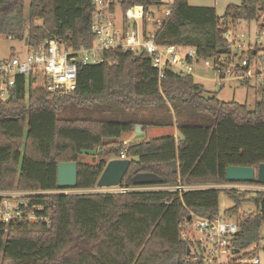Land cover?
<instances>
[{
	"label": "trees",
	"instance_id": "16d2710c",
	"mask_svg": "<svg viewBox=\"0 0 264 264\" xmlns=\"http://www.w3.org/2000/svg\"><path fill=\"white\" fill-rule=\"evenodd\" d=\"M119 1L123 9L169 5ZM170 6L156 43L192 47L207 58L228 50L221 17L258 20L264 0L228 4L220 17L214 7L191 6L187 0ZM90 16L91 0H0V35L24 39L29 47L54 38L66 50L77 49L91 44ZM142 23L145 28L146 20ZM103 57L98 64L78 66L77 87L68 94L47 91L34 76H19L9 98H0V190H57V166L71 161L77 162L76 190H91L107 161L121 153L130 161L124 186L133 185L132 177L141 172L161 177L157 185L227 184V166L264 162L263 91L249 108L207 94L189 74L166 69L159 80L145 53L109 50ZM135 125L175 127L177 136L124 143L123 135ZM87 153L93 154L91 162L81 161ZM220 191L36 195L32 202L42 206L38 214L48 222L11 223L0 237V264H182L187 243L179 234L189 211L216 215ZM223 191L235 201L226 212L239 221L236 246L260 241L264 190ZM244 201L254 209L242 211Z\"/></svg>",
	"mask_w": 264,
	"mask_h": 264
},
{
	"label": "built area",
	"instance_id": "2783aa9c",
	"mask_svg": "<svg viewBox=\"0 0 264 264\" xmlns=\"http://www.w3.org/2000/svg\"><path fill=\"white\" fill-rule=\"evenodd\" d=\"M160 1L169 5L152 6L145 10L143 5L138 4L123 9L119 0H91V44L66 50L56 39L51 38L38 46H27L22 57L13 55L0 60V98H9L19 76H34L47 91L68 94L77 87L78 66L100 63L104 59L103 53L109 50L145 53L157 70L159 80L166 69L192 75L197 63L213 70L215 78L212 81L218 87H223L228 81H237L242 85L253 82L264 92V16L254 20L258 21L254 40L245 47L241 42L244 34L239 30L244 20L229 21L221 17L228 50L224 54L204 58L192 47L174 44L162 46L156 43V32L170 14V3L173 0ZM144 19L147 22L145 28L142 23ZM120 158H125L124 153H121ZM114 187L117 193L158 189L181 193L197 188L195 185L181 183L167 188L157 184ZM72 190H0V237L6 234L8 226L14 222H48L47 216L38 214L42 206L32 202L34 196L67 194ZM188 216L190 219H185L179 234V238L187 243L182 264H260L257 253L260 249L264 250V235L260 241L240 249L235 244L239 229L236 215L225 211L223 214L206 217L189 211ZM250 252L255 254L246 256Z\"/></svg>",
	"mask_w": 264,
	"mask_h": 264
},
{
	"label": "rangeland",
	"instance_id": "374dc122",
	"mask_svg": "<svg viewBox=\"0 0 264 264\" xmlns=\"http://www.w3.org/2000/svg\"><path fill=\"white\" fill-rule=\"evenodd\" d=\"M210 2L216 9V14L220 17L224 13L225 5L228 3H238L239 0H206ZM27 6V5H26ZM27 10V9H26ZM155 15H158L155 12ZM264 16L263 11L261 12L260 17ZM260 20V18H259ZM258 21H241L239 30L242 31L244 36L241 38V42L243 43L244 47L247 45L248 42H253L254 40V33L256 30ZM26 32V30H25ZM27 50V44L25 40H13L8 39L5 36L0 35V60L9 58L15 51V55L17 56H24ZM194 72L192 73L193 78L195 81L200 82L203 84L207 94L212 95L215 94L216 97L220 101H237L239 103H245L249 108H252L255 102L260 99V89L257 88L253 82H250L248 85H242L237 81H228L224 84L223 87H218L216 83L212 81L215 78L212 69H207L203 67L201 64H195ZM172 128L169 127H162V126H149L144 129V132L141 133L140 139H144L145 136L149 137H157V136H164L169 134ZM133 141V140H132ZM93 154L87 153L81 156V161L83 162H91ZM159 187H171L165 185H157ZM197 188H219L221 189L219 193V200H218V213L223 214L227 209L232 207L235 204V201L229 197L223 189H237L240 191H247L249 193L256 192L260 190H264L263 185L258 184H241V183H227L221 185L215 184H208V185H195ZM113 191V192H112ZM116 187H97L95 186L91 190H76L73 189L71 193H86V192H102V193H117ZM246 195V198L249 197ZM254 209V205L250 202L244 201L241 204L242 211H250ZM264 235V232H263ZM260 264H264V250L260 249L257 253Z\"/></svg>",
	"mask_w": 264,
	"mask_h": 264
},
{
	"label": "water",
	"instance_id": "95a60500",
	"mask_svg": "<svg viewBox=\"0 0 264 264\" xmlns=\"http://www.w3.org/2000/svg\"><path fill=\"white\" fill-rule=\"evenodd\" d=\"M134 132L141 134L142 126L135 125ZM129 159L113 158L107 161L98 180L97 187H114L121 183V180L128 168ZM171 168L177 171V162H171ZM225 180L230 183H257L264 185V162L254 166L229 165L225 169ZM162 182L161 177L151 172L137 173L132 177L133 185H152ZM77 186V162H60L57 166V188L76 189ZM190 219V216H187ZM238 250V249H237ZM236 250V251H237Z\"/></svg>",
	"mask_w": 264,
	"mask_h": 264
},
{
	"label": "crops",
	"instance_id": "0c3cea01",
	"mask_svg": "<svg viewBox=\"0 0 264 264\" xmlns=\"http://www.w3.org/2000/svg\"><path fill=\"white\" fill-rule=\"evenodd\" d=\"M187 2H188V4L189 5H191V6H211V7H214L210 2H208V1H206V0H187ZM239 2H240V0H239ZM238 2V3H239ZM238 3H228V4H238ZM228 4H226L224 7L226 8V6L228 5ZM214 9H215V7H214ZM225 10V9H224ZM215 11H216V9H215ZM35 23L36 24H38V25H40L41 24V20H35ZM14 55H15V51H14V53H13ZM195 80V79H194ZM195 82H197V81H195ZM197 83H199V84H201L202 86H203V84L202 83H200V82H197ZM204 87V86H203ZM169 128H172L170 131V133L169 134H173V135H175V136H177V130H176V128L175 127H169ZM144 129L145 128H142V132L141 133H143L144 132ZM140 135V134H139ZM138 134H136L135 132H132V133H130V134H125V135H123V137H122V139H123V142L124 143H130V142H135V141H141V140H144V139H150V138H154V137H147V136H145V138L144 139H140V136H139ZM157 137H159V136H157ZM133 140V141H132Z\"/></svg>",
	"mask_w": 264,
	"mask_h": 264
}]
</instances>
